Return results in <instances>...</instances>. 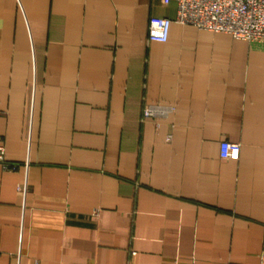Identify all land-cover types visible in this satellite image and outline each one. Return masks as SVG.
<instances>
[{"label":"crops","instance_id":"0c3cea01","mask_svg":"<svg viewBox=\"0 0 264 264\" xmlns=\"http://www.w3.org/2000/svg\"><path fill=\"white\" fill-rule=\"evenodd\" d=\"M175 15L0 0V264H264V42Z\"/></svg>","mask_w":264,"mask_h":264},{"label":"built area","instance_id":"2783aa9c","mask_svg":"<svg viewBox=\"0 0 264 264\" xmlns=\"http://www.w3.org/2000/svg\"><path fill=\"white\" fill-rule=\"evenodd\" d=\"M176 4L173 21L190 24L198 29L224 32L234 39L248 42H264V0H172ZM172 20L166 17H152L147 25L149 41L164 42L168 37ZM162 111V110H161ZM160 113L156 106H146L143 117ZM239 144L229 141L220 143V156L234 158L239 154ZM0 164L5 162V149L0 135Z\"/></svg>","mask_w":264,"mask_h":264}]
</instances>
